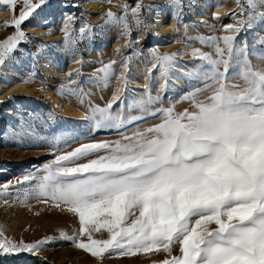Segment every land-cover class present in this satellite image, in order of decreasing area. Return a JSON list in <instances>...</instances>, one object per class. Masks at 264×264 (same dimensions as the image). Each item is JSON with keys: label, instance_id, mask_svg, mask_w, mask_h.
<instances>
[{"label": "snow or ice", "instance_id": "snow-or-ice-1", "mask_svg": "<svg viewBox=\"0 0 264 264\" xmlns=\"http://www.w3.org/2000/svg\"><path fill=\"white\" fill-rule=\"evenodd\" d=\"M105 2L111 4V0ZM46 3L0 0V10L12 12L0 27L14 29L0 40V68L14 59L20 44L29 42L22 25ZM195 3L188 0L189 7ZM235 3L233 22L224 25V35L197 38L213 52L183 51L202 62L187 74L204 82L203 88L183 98L189 108L177 112L171 102L164 107L161 95L169 87L181 53L153 50L146 71L149 77L158 72L163 83L155 96L145 84L146 99L137 107L159 123L131 135L122 133L119 140L83 143L72 151L58 152L36 172L24 174L15 183L0 184V200L7 204L10 198L27 205L35 199L74 216L78 229L72 234L60 231L58 239L99 262L162 252L165 258L158 264H264V51L253 64L247 43L238 46L236 40L241 31L264 26V0ZM167 6L179 19L185 0H168ZM114 7H120L121 14L109 9L100 17L101 26L82 22L77 30L75 18L66 16L61 28L63 50L75 58L79 44L91 39L94 27H116L126 40L125 47H131L133 27L148 28L142 18L144 5ZM213 19H220L219 12ZM259 42L264 45V37ZM120 51L116 49L118 55ZM130 61V56L124 57L119 75L115 59L98 69V85L106 88L115 78L119 87L105 106L90 104L84 119L92 129L120 130L141 119L123 111ZM80 72L76 68L66 74L67 83L58 95H81L82 88H74L72 79ZM34 77L35 73L21 83H33ZM54 119V113H49L48 120ZM60 142V138L53 141ZM56 242L54 237L33 243L16 241L0 228V258L22 253L38 256ZM177 248L179 254H174Z\"/></svg>", "mask_w": 264, "mask_h": 264}, {"label": "rangeland", "instance_id": "rangeland-1", "mask_svg": "<svg viewBox=\"0 0 264 264\" xmlns=\"http://www.w3.org/2000/svg\"><path fill=\"white\" fill-rule=\"evenodd\" d=\"M57 1L58 5L55 0H47V3L22 25V30L29 37V42L20 44L18 51L14 54V59L0 68V184L15 183L24 174L36 172L37 169L50 163L58 152L72 151L83 143L119 140L122 133L131 135L136 130H143L160 122L137 107L140 100H135L130 95L132 88L130 82L128 90L124 94L128 109L126 114L141 117V119L120 130H94L86 121L72 118L69 122L70 126L60 124L58 129L57 122L61 115L59 110L62 108L59 109L58 106L48 104L44 96L46 92L54 94L61 104L79 108L78 110L86 115L90 104L103 107L108 103L111 90L116 82V79L113 78L106 88L102 84L98 85L95 82L96 76L99 75L98 69L115 59L117 61L116 75H119L121 61L124 57L130 56V73H128L130 81L134 78L137 61L140 66L139 73H143L144 78H148L147 85L152 89L151 95L155 96L160 86V80L158 72H153L152 77H157V79H153L146 71V67H151V63L148 62L150 53L153 50H158L161 53L180 52L177 64L183 62L185 57L194 59V65L201 64V61L190 54L184 55L183 51L187 48L190 53L193 48H198L204 52H213L212 47L201 44L197 38L224 35L223 27L233 22L230 17L237 8L235 0H196L192 7H189L188 0H185V7L180 18L177 19L174 18L173 10L167 6L168 0H111V4L106 3L105 0ZM138 3L144 5L142 18L148 28L147 30H137L133 27L131 47H125L126 40L119 36L116 27H94L91 39L85 38L79 44L75 58L60 46L63 40L61 28L66 16L70 15L75 18L74 27L77 30L82 22L101 26L104 21L100 17L109 9L117 15L121 14L122 9L114 7V5L127 4L130 8H134ZM217 5L225 9L223 13H220L219 20L213 19L214 14H204L201 8L204 6V9L210 10ZM18 12L19 6L17 7ZM43 14H46L47 17L41 22L39 18ZM11 16L12 12L0 24L9 21ZM200 16H204L202 20H200ZM158 17L164 19L165 22L174 20L176 35L168 43L160 41L163 34L156 32L155 25ZM177 29H179L178 32ZM29 30L33 31L29 32ZM13 33L14 29L0 27V40ZM41 36H45V38H41ZM261 37H264V26L258 24L254 25L252 29L241 31L236 37L238 46L247 43L253 64L258 63L257 55L264 51V45L259 42ZM177 40L182 42L176 43ZM41 44L46 47L41 49ZM117 48L121 49L119 55L116 53ZM88 54H93V56L88 57ZM77 60L82 63L77 64ZM74 62L75 66L72 65ZM51 65L55 67L54 71H60L58 75L47 71L46 68ZM76 68H80L81 72L79 76L72 77L76 80L73 87H81V95L61 97L58 95V90L63 83H67L66 74L73 72ZM14 72L18 74V77L14 76ZM33 73H35V82L21 83L22 79L28 78ZM178 76L182 83L178 86L170 79L168 89L161 95L164 97V107L169 106V102H171L175 104L176 111L181 112L189 108L188 101L183 98L190 95L195 89L203 88L204 82L181 73H178ZM15 81L27 89V92H19L15 86H11L9 91L8 86L13 85ZM81 98H83V104L80 102ZM200 98L203 99V96ZM22 102L24 105L21 104ZM13 103L22 105V108H17L19 106H14ZM154 107H159V105ZM49 113H54V120H48ZM24 120L29 123V126L25 127L22 134L18 133L15 137L10 135L9 128L16 124L21 125ZM29 128L33 132H30ZM25 134L30 135V138H24ZM57 138H60L61 142L54 144L53 141ZM15 191V189H10L13 194ZM78 227V221L74 216L49 208L35 199L29 200L27 205H22L10 198L7 204L0 200V228L4 230L7 238L16 241L23 240L27 243H33L45 237L57 238L56 243L48 245L38 256L22 253L17 256L0 258V264H153V261L158 264L165 258L164 253L161 252L151 254L150 257L143 255L130 258L114 256L99 262L89 254L72 247L70 242L58 239L60 231L72 234L73 230ZM104 236L107 238L106 233ZM174 254H179L178 248Z\"/></svg>", "mask_w": 264, "mask_h": 264}, {"label": "bare ground", "instance_id": "bare-ground-1", "mask_svg": "<svg viewBox=\"0 0 264 264\" xmlns=\"http://www.w3.org/2000/svg\"><path fill=\"white\" fill-rule=\"evenodd\" d=\"M55 3H57V5H58V1L57 0H55ZM59 5H61V4H59ZM201 8L203 9L204 14H206V15L207 14L213 15V14H215L217 12H219V14H220V13H223L225 11V9L223 7H221V6L214 7L212 9H210V10L204 9V6H201ZM204 14H202V15H204ZM9 15H10V11L0 10V22L4 21L6 18H8ZM36 15H38V14H36ZM204 16H200L199 17L200 20H202ZM46 17H47L46 14L40 15L39 20L41 22H43L46 19ZM174 24H175L174 23V20H171V21L169 20V21H166L165 22L164 19H161L160 17H158L157 23H156L155 27L157 29L156 32H158V34H163L160 37L161 38L160 41H163V42L166 41V43H168L171 39L174 38V36L176 35V32L174 30V26H175ZM38 30L40 31L41 29L39 28ZM31 31H33V30H29V32H31ZM41 38H45V36H41ZM91 56H93V54L92 55L91 54H88V57H91ZM183 60H184L183 62L178 63V67L174 71V73L172 75V78H171L172 83H174V84H176L178 86L182 83L181 79L178 76V73H181L183 75H187L188 73H193L194 71H196L193 68L194 59L185 57ZM74 64H76V63L74 62L72 65H74ZM46 69H47L48 72H50L52 74H57L58 75L59 72H60V71L58 72L57 70L54 71L55 67H52V65L51 66H48ZM69 69H70V66H69ZM52 71H54V72H52ZM139 72H140V66L137 64V61H136L135 71H134V74H133L134 78H133L132 81H130L132 83V86H131L132 88L130 90V95L133 97V99L140 100L141 101V100H145L146 99L145 98V95L146 94H145L144 85L147 84L148 78H144L143 73L140 74ZM14 76L15 77H18V74L16 72H14ZM161 83H163V82L160 81V84ZM11 86L12 87L15 86V89H17V91H19V92H27L26 91L27 89H25L24 87H22L16 81L13 83V85L8 86V89L11 88ZM116 87H119V84H118L117 81L115 82V85H114V87L111 90V94H110V97L108 98V101L107 102L110 101L111 96L113 94V91H114V89ZM9 91H10V89H9ZM44 96H45L46 101H48V104H51L52 106H58L59 109H60V107L62 108V110H59V111H61V115H60V119L57 122V124H59L58 125V129L60 128V124L63 125V126L64 125L65 126H67V125L70 126L69 125V122H70V119H72V118L74 120H78V121H85V119H84L85 118V115L81 112V110H78L79 108L76 109L75 107H70V106H67L66 104H61V102H59L58 98L56 96H54V94H52L49 91L46 92ZM123 98H124L123 111L125 113H127L128 112V109H127V106L125 104V97H123ZM21 104H23V102ZM13 105L14 106H19L17 108H20V109L22 108V105L20 106L18 103H13ZM114 108H115V105H114ZM21 120H23V119H21ZM26 126H29V123L26 120H24V123L22 122L21 125H17V124L16 125H13V126H11L9 128V134L12 135L13 137H15V135H17L18 133H21L22 134V132L24 131V129H25ZM29 131L30 132H33V130H31V129ZM24 138H27L28 139V138H30V135H28V134L26 135L25 134L24 135Z\"/></svg>", "mask_w": 264, "mask_h": 264}]
</instances>
